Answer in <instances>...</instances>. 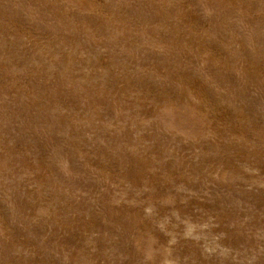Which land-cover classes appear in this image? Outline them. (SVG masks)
<instances>
[{
  "label": "rangeland",
  "instance_id": "rangeland-1",
  "mask_svg": "<svg viewBox=\"0 0 264 264\" xmlns=\"http://www.w3.org/2000/svg\"><path fill=\"white\" fill-rule=\"evenodd\" d=\"M0 264H264V0H0Z\"/></svg>",
  "mask_w": 264,
  "mask_h": 264
}]
</instances>
